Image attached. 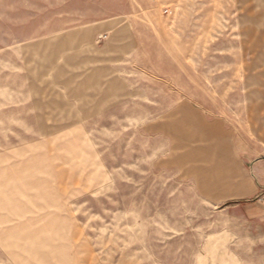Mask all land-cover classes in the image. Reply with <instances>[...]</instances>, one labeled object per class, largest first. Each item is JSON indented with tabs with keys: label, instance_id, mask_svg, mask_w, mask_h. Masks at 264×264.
<instances>
[{
	"label": "rangeland",
	"instance_id": "374dc122",
	"mask_svg": "<svg viewBox=\"0 0 264 264\" xmlns=\"http://www.w3.org/2000/svg\"><path fill=\"white\" fill-rule=\"evenodd\" d=\"M0 264H264V0H0Z\"/></svg>",
	"mask_w": 264,
	"mask_h": 264
},
{
	"label": "crops",
	"instance_id": "0c3cea01",
	"mask_svg": "<svg viewBox=\"0 0 264 264\" xmlns=\"http://www.w3.org/2000/svg\"><path fill=\"white\" fill-rule=\"evenodd\" d=\"M76 40H81L80 38H76ZM63 46V45H62ZM63 49V48H62ZM105 61V60H104ZM110 69V70H109ZM112 68L102 67L101 70L95 72L94 74H89L86 79L81 80V84L79 88H76L78 92L76 93V96L79 95V97L84 99H92L95 98L94 101L95 104H105L107 101L111 102L113 98H127V92L124 91L126 89V86L124 87L122 85L121 80L119 77L114 76L111 71ZM110 80L109 85L107 87H101L100 88V81L104 82L105 80ZM125 95V96H124ZM86 101V100H85ZM116 103H123V100H118ZM86 114L92 115L88 117H84L85 119H98L99 117L96 115L103 114L104 112H85Z\"/></svg>",
	"mask_w": 264,
	"mask_h": 264
}]
</instances>
